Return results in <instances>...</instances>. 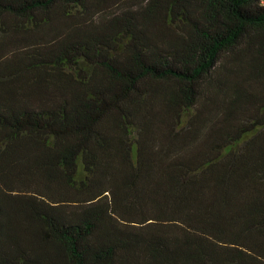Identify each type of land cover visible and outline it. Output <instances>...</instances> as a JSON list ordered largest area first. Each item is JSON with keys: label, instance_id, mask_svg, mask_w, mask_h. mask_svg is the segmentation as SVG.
I'll return each mask as SVG.
<instances>
[{"label": "trees", "instance_id": "obj_1", "mask_svg": "<svg viewBox=\"0 0 264 264\" xmlns=\"http://www.w3.org/2000/svg\"><path fill=\"white\" fill-rule=\"evenodd\" d=\"M0 264H264V0H0Z\"/></svg>", "mask_w": 264, "mask_h": 264}]
</instances>
